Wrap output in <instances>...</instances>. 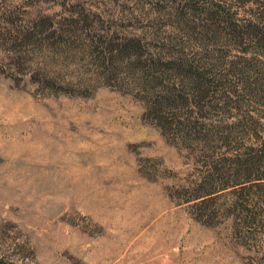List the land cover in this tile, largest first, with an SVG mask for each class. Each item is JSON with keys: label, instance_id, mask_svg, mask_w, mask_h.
Masks as SVG:
<instances>
[{"label": "rangeland", "instance_id": "1", "mask_svg": "<svg viewBox=\"0 0 264 264\" xmlns=\"http://www.w3.org/2000/svg\"><path fill=\"white\" fill-rule=\"evenodd\" d=\"M202 1L0 0V28L71 14L86 28L47 42L21 69L0 52V264H264V164L217 192L205 178L207 161L259 147L264 105L228 107L224 122L246 125L230 144L200 149L163 132L143 93L100 79L90 52L89 33L140 34L153 8L167 10L165 40L175 8ZM235 46L214 42L227 62Z\"/></svg>", "mask_w": 264, "mask_h": 264}, {"label": "trees", "instance_id": "2", "mask_svg": "<svg viewBox=\"0 0 264 264\" xmlns=\"http://www.w3.org/2000/svg\"><path fill=\"white\" fill-rule=\"evenodd\" d=\"M254 1L203 0L197 6L186 3V7L175 8L176 33L165 40H161L158 26L165 8H153L147 13L153 16L140 34L128 35L111 27L92 31L89 34L95 45L90 52L99 70L96 75L143 93L146 114L156 116L162 131L181 142L206 150L212 143L230 144L231 131L242 129L247 122L242 125L236 121L228 126L223 116L228 107L238 109L246 102L264 105V0L256 8L246 9L245 5ZM242 10H247L249 16L241 17ZM76 16L71 14L62 22L29 24L23 29L0 28L5 67L21 69L29 54L41 52L47 42L65 43L67 38L85 32L86 28L80 27L83 18ZM132 17L136 19L137 15ZM216 40L241 47V54L227 62L222 50L214 48ZM31 80L41 81L34 76ZM263 113L259 114L264 117ZM206 164L205 178L217 183L215 191L227 189L242 177L244 170L251 174L253 165L264 164V139L259 147H250L243 155L236 153Z\"/></svg>", "mask_w": 264, "mask_h": 264}]
</instances>
